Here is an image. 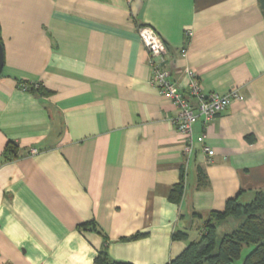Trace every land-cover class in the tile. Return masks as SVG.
I'll return each mask as SVG.
<instances>
[{"label": "crops", "instance_id": "1", "mask_svg": "<svg viewBox=\"0 0 264 264\" xmlns=\"http://www.w3.org/2000/svg\"><path fill=\"white\" fill-rule=\"evenodd\" d=\"M143 24L164 39L180 87L192 68L206 92L244 95L197 121L189 158L178 108L150 84ZM0 37V264H95L103 249L166 264L211 211L264 191L260 0H0Z\"/></svg>", "mask_w": 264, "mask_h": 264}, {"label": "trees", "instance_id": "2", "mask_svg": "<svg viewBox=\"0 0 264 264\" xmlns=\"http://www.w3.org/2000/svg\"><path fill=\"white\" fill-rule=\"evenodd\" d=\"M260 3L264 7V0ZM23 82L26 81L19 84ZM28 91L43 92L39 83H31ZM16 147L15 143H9L6 154L14 153ZM183 191L184 180H181L172 188L171 198L179 202ZM227 220H232L234 227L219 234V225ZM141 236L139 233L128 239ZM177 236L187 239L184 232ZM245 247H250V250L240 263ZM94 263L133 264L111 259L107 249L98 253ZM166 264H264V191L257 190L253 199L247 202L239 195L229 198L223 211H211L203 222L200 238L190 242L181 254Z\"/></svg>", "mask_w": 264, "mask_h": 264}, {"label": "built area", "instance_id": "3", "mask_svg": "<svg viewBox=\"0 0 264 264\" xmlns=\"http://www.w3.org/2000/svg\"><path fill=\"white\" fill-rule=\"evenodd\" d=\"M139 37L146 48L148 63L150 65V84L162 93L167 94L178 113L172 118L175 128L185 138L184 155L189 158L193 153L195 141L193 137L194 126L202 119L205 126L218 116L234 100H243L244 95L239 88H232L227 93L206 92L197 71L187 68L188 89L185 90L177 84L170 69L166 66L167 46L162 36L154 27L143 24L138 29ZM188 35H192L189 31ZM31 83L23 82L20 87L28 90ZM206 134H203L202 140ZM205 152L212 156L215 151L204 146ZM40 150L32 148L30 154H37Z\"/></svg>", "mask_w": 264, "mask_h": 264}, {"label": "water", "instance_id": "4", "mask_svg": "<svg viewBox=\"0 0 264 264\" xmlns=\"http://www.w3.org/2000/svg\"><path fill=\"white\" fill-rule=\"evenodd\" d=\"M4 46L0 39V74L2 73L3 67H4Z\"/></svg>", "mask_w": 264, "mask_h": 264}, {"label": "rangeland", "instance_id": "5", "mask_svg": "<svg viewBox=\"0 0 264 264\" xmlns=\"http://www.w3.org/2000/svg\"><path fill=\"white\" fill-rule=\"evenodd\" d=\"M225 228H226V227H225L224 225H222L221 227H219V229H218L219 231H218V232H219L220 234H222L223 231H226ZM246 253H247V250H244V251L242 252V257H241L240 263H242L244 257L246 256ZM237 261H238V260H237Z\"/></svg>", "mask_w": 264, "mask_h": 264}]
</instances>
